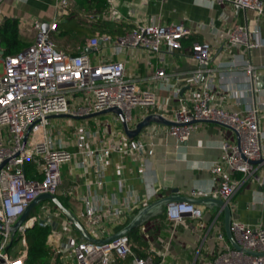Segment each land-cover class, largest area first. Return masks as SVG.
<instances>
[{"label": "built area", "instance_id": "obj_1", "mask_svg": "<svg viewBox=\"0 0 264 264\" xmlns=\"http://www.w3.org/2000/svg\"><path fill=\"white\" fill-rule=\"evenodd\" d=\"M5 1L0 0V26L6 20L2 15ZM107 2L109 8L105 12L87 13L81 15L82 18L91 23L98 19L119 21L121 16L112 0ZM212 2L252 11L258 19L264 17V0ZM69 7L68 0H57L59 15H67ZM59 22V18L53 20L46 31L37 20L29 22L25 29L19 28V37L29 44L15 54H5L0 40V223L5 227L0 230V264H26L25 236L34 227L49 231L46 244L51 258L48 264H164V252L156 251L151 243L142 250L128 234L106 243L85 240L54 204L57 210L43 209L42 215L29 216L16 231L23 237L24 251L15 256L7 251L16 234L13 235L9 228L41 194L56 197L63 194L70 200L80 201L82 208L78 209L76 217L94 240L106 239L125 227L142 206L136 195H127L118 201L106 197L97 199L91 194L79 197L81 188L89 190L90 184L83 186L75 182L64 187L62 167L73 163L84 172L92 169L97 176L95 185L102 188L108 158L113 153L141 156L145 153V145L114 127V121L122 124L116 114L114 121L108 122L90 116L115 107L122 112L129 129H134L150 114L163 116L158 111L156 94L141 89L139 78L127 74L125 62L93 63L84 51L68 54L58 50L51 37L57 32ZM191 34L183 23L136 22L129 31L116 37L95 33L87 40V47L98 53L101 44H108L114 54L140 49L161 59L163 50L165 53L180 50L182 41ZM263 43L258 28L249 30L246 26L235 25L227 32L223 46L228 51L235 46L250 51ZM191 50L192 59L199 66L191 73L167 74L161 67L155 71L154 79L178 101L171 119L174 124L166 128V134L186 142L202 123L207 122L233 130L237 142L223 141L220 162L211 167L218 178L216 187L208 195L201 191L193 193L229 204L242 181L253 179L259 187H264V173H257L264 164V131L259 124L261 107L251 105L243 111H228L215 105L212 101L213 69L208 67L211 46L207 42H195ZM241 68L249 82L244 90L247 95L253 91L254 69L245 63ZM174 75L177 81H188L187 85L195 88L181 94V85L168 84L169 77ZM137 110H143L145 115L135 125L134 112ZM60 115L66 116L63 117L67 121L65 124L55 122ZM78 120L83 122L74 123ZM69 146H73L74 151H69ZM32 161L38 162L36 170L41 179L27 178L24 166ZM223 166L228 173L223 171ZM232 172L240 173L241 181L230 180ZM186 216L198 227H205L203 211L197 205L190 202L167 205L165 217L172 227L184 223ZM230 230L244 251L234 249L225 236L218 233L215 235L220 245L218 254L201 264H264V225H248L232 217ZM139 234L143 240L148 239L143 226L139 227Z\"/></svg>", "mask_w": 264, "mask_h": 264}, {"label": "crops", "instance_id": "obj_2", "mask_svg": "<svg viewBox=\"0 0 264 264\" xmlns=\"http://www.w3.org/2000/svg\"><path fill=\"white\" fill-rule=\"evenodd\" d=\"M68 1L70 7L65 16L59 15L57 0H6L2 15L4 19L17 20L18 30L25 29L33 20L48 27L53 20L59 18L58 30L51 38L58 50L68 54L86 52L87 40L97 32L98 35L109 34L116 37L121 35V31H129L136 22L183 23L192 34L182 41L180 50L172 53H165L163 50L161 59L140 49H128L121 54H114L108 44H101L98 53L89 48L90 52L86 53L93 63L109 60L125 62L127 74L139 78L141 89H148L156 94L158 111L163 113L162 117L171 121L178 101L169 91L161 88L159 80L154 79L155 71L161 67L167 74L191 73L199 67L192 59V44L207 42L211 46L208 67L213 69V103L228 111H243L251 105H260L259 124L264 131V43L250 51L242 46H235L228 51L223 46L227 32L235 25L246 26L249 30L258 28L260 38L264 39V17L258 19L252 11H245L231 4L214 3L212 0H112L121 19H98L91 23L81 15L91 14L92 11L95 12L94 15L105 12L97 0ZM114 24L123 27L118 30L119 27H114ZM76 26L84 27L82 36L75 33ZM243 63L252 65L254 69L253 91L247 95H244V90L249 87V82L241 68ZM175 77H169L168 84L181 85L182 94L195 88L187 85L188 81H177ZM144 115L143 110L134 112L135 125ZM97 118L101 121H114V113L102 114ZM82 122L74 121L76 124ZM63 123H66L65 120ZM113 124L117 130L124 132L118 121ZM167 127L152 123L137 137L132 138L144 143L145 153L141 156L113 153L106 163L102 188L95 185V171L88 169L84 172L83 169L75 168L73 163L62 167L64 187H70L75 182L83 186L90 184L89 190L81 188L79 197L91 194L102 200L106 197L118 201L127 195H136L141 200V208L175 195L212 198L195 196L193 193L201 191L208 195L216 187L218 178L212 173L211 167L220 162V144L223 141L237 142L236 134L226 126L207 122L202 123L186 142H179L166 134ZM67 149L74 151L73 146ZM223 171L228 173L225 166ZM257 173H264V164ZM229 177L232 181L242 179L238 172H232ZM68 203L72 213L73 210L78 212L82 208L80 201L68 199ZM195 205L203 211L204 228L198 227L187 216L184 223L172 227L166 220L164 207L143 225L148 239L143 240L140 236L141 243L138 247L144 250L151 243L156 251L166 254L164 264H201L218 254L220 245L216 234L222 233L231 245L225 232L222 207L214 203ZM228 205L232 210L231 216L238 221L248 225H264V187H259L253 179L242 181Z\"/></svg>", "mask_w": 264, "mask_h": 264}, {"label": "water", "instance_id": "obj_3", "mask_svg": "<svg viewBox=\"0 0 264 264\" xmlns=\"http://www.w3.org/2000/svg\"><path fill=\"white\" fill-rule=\"evenodd\" d=\"M47 28H48L47 25H43L44 31H46ZM85 51L90 52V50L88 48H85ZM182 92H183V89L181 91V94H182ZM107 113H114L120 117L121 122H122V126H123V130H124L125 134L130 139L137 137L143 129H145L146 127H148L152 123L162 124V125H167V126H171L174 124L172 121L165 119L161 115L150 114V115L146 116L142 121H140L134 129H129L128 126L126 125L125 121H124L122 112L118 108H115V107L104 110V111L96 113V114H93L90 117H95V116H99V115L107 114ZM57 117L63 118L66 116L60 115ZM44 200L51 201L60 210V212L64 215V217L67 218L70 221V223H72V225L74 226L76 231L85 240L94 241V242H98V243H106V242H109V241L116 239L120 236L129 234L134 229H137V228L143 226L152 217H155L156 215H158L161 212V210L164 207H167V205H169L170 203H174V202H190L193 204L214 203L215 205L222 207V209L224 211L225 232H226V236H227L229 242L231 243V246L236 250H239V251L243 250L236 243V241H235V239L231 233V230H230L232 216H231V210L229 208L228 203L221 200V199H216V198L199 199V198L182 197L179 195H175V196H168V197L159 199V200L154 201V202L142 207L141 209H139L137 211V213L128 222V224L125 227H123L121 230L117 231L116 233L107 237L106 239L97 241V240L92 239L88 235V233L86 232V230L82 226L80 220L76 217V215L74 213H72V211L70 209L66 208L63 205V203L60 201V199L58 197L53 196V195H49V194H41L30 203V205L26 208L24 213L18 218V220L15 222V224L9 228V231L14 235L16 233V231L18 230V228L21 226V224L27 220V218L29 217V215L32 212V210L34 209V207L37 204H39L41 201H44ZM53 226L55 227L56 224L54 223ZM4 228L5 227L0 223V230H4Z\"/></svg>", "mask_w": 264, "mask_h": 264}, {"label": "trees", "instance_id": "obj_4", "mask_svg": "<svg viewBox=\"0 0 264 264\" xmlns=\"http://www.w3.org/2000/svg\"><path fill=\"white\" fill-rule=\"evenodd\" d=\"M97 1L99 2V6L101 9L107 10L109 8L107 1L106 2L104 0H97ZM114 25H113L114 27H119L118 30H120V28L122 29L123 27L122 25H118V24H114ZM74 31L75 33H78L79 35L82 36L84 34L85 29L82 26H76L74 27ZM124 33H126V31H121V35ZM0 40L4 48L5 54H15L17 52H20L29 44L27 41L19 37L18 22L17 20L14 19H6L5 23L2 26H0ZM37 165L38 162L36 161L27 162L25 164L24 168L27 178L41 179V176L37 174V170H36ZM58 198L66 208L68 209L70 208L68 203V199H69L68 197H65V195L60 194ZM160 217H163V215H161ZM48 233L49 231L47 229L40 227H34L27 231L26 242L28 247V256H27L26 264H48L51 258V251L46 244ZM132 233L135 235L131 237ZM138 234H139V228L134 229L128 235L135 242L137 246H140L141 238ZM135 252L139 254L137 250H135Z\"/></svg>", "mask_w": 264, "mask_h": 264}, {"label": "rangeland", "instance_id": "obj_5", "mask_svg": "<svg viewBox=\"0 0 264 264\" xmlns=\"http://www.w3.org/2000/svg\"><path fill=\"white\" fill-rule=\"evenodd\" d=\"M95 12H91V14H94ZM52 39V38H51ZM53 41V40H52ZM64 118H57L56 119V121H62L61 122V124H64L63 122H64ZM67 122V121H66ZM43 209H52V210H57L55 207H54V205H53V203L51 202V201H49V200H44V201H41L39 204H37L35 207H34V209L32 210V212H31V216H40V215H42V213H43ZM73 212H74V214H77V212L76 211H74L73 210ZM133 235H135V234H131V237L133 236ZM139 236H140V234H138ZM22 238L23 237H21V235L19 234V233H16L15 235H14V240H13V242H12V244H11V246H10V248L7 250L8 252H9V254H11L12 256H15V255H19V254H21L23 251H24V249H25V246L23 245V243H22ZM25 238H26V236H25Z\"/></svg>", "mask_w": 264, "mask_h": 264}]
</instances>
